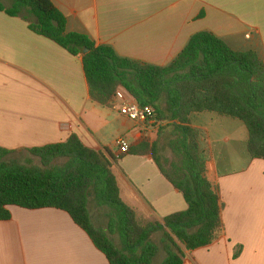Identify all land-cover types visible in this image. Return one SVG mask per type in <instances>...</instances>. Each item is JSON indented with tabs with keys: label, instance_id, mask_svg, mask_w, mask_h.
<instances>
[{
	"label": "crops",
	"instance_id": "crops-1",
	"mask_svg": "<svg viewBox=\"0 0 264 264\" xmlns=\"http://www.w3.org/2000/svg\"><path fill=\"white\" fill-rule=\"evenodd\" d=\"M51 1L65 16L67 32L86 35L126 59L167 67L192 36L208 31L264 61V0ZM0 4L10 7L11 1ZM133 100L120 88L114 106L94 102L81 58L0 11V146L25 165L23 160L37 159L28 150L76 135L109 157L123 202L163 224L188 203L152 156L135 150L158 142L165 153L177 123L130 121L119 110ZM191 125L200 133L208 178L225 204L224 231L210 246L186 252L184 264H264V161L247 153L240 120L193 114ZM119 139L129 144L128 153H120ZM9 209L12 218L0 222V264H110L68 213Z\"/></svg>",
	"mask_w": 264,
	"mask_h": 264
},
{
	"label": "trees",
	"instance_id": "trees-1",
	"mask_svg": "<svg viewBox=\"0 0 264 264\" xmlns=\"http://www.w3.org/2000/svg\"><path fill=\"white\" fill-rule=\"evenodd\" d=\"M10 1V7L0 4V11L24 19L32 32L82 59L94 102L114 106L123 88L139 105L151 106L157 119L177 123L166 143L177 159L169 167L158 142L144 143L135 152L152 156L188 209L166 217L163 224L147 220L121 199L109 157L72 135L64 143L28 150L40 166L12 160L14 152L0 146V222L12 218L11 206L64 211L110 264H154L159 246L153 236L158 232L165 235L167 254L161 264H184L186 252L210 246L224 231L225 204L208 178L191 116L211 113L242 121L248 131L247 153L264 161V61L259 54L234 50L205 31L192 36L171 65L154 66L67 32L66 18L51 0ZM92 202L106 210L108 231L94 224ZM112 236H118L121 247Z\"/></svg>",
	"mask_w": 264,
	"mask_h": 264
},
{
	"label": "rangeland",
	"instance_id": "rangeland-1",
	"mask_svg": "<svg viewBox=\"0 0 264 264\" xmlns=\"http://www.w3.org/2000/svg\"><path fill=\"white\" fill-rule=\"evenodd\" d=\"M245 127V126H244ZM245 129V133L248 136V132L246 127ZM161 148V146H160ZM162 149V148H161ZM163 156V160L165 161L164 163L166 164L167 167H169V162H172L174 160H177L174 158V156L172 155V153L170 151H166L165 153L162 152L161 153ZM23 163H25L26 165H30V166H40V161L39 159H30V161H28V163H26L25 160H23ZM90 210H91V214H92V218H93V222L94 224H96V226L107 230V218H106V210L105 209H100L98 208L94 202H92L90 204ZM112 239H114L115 243L118 245V247L122 246V242L121 240L118 238V236H112ZM153 240L155 241V243L158 244L159 246V252L154 260L155 264H160L164 258L167 256L166 251H165V235L163 234V232H158L154 235Z\"/></svg>",
	"mask_w": 264,
	"mask_h": 264
},
{
	"label": "built area",
	"instance_id": "built-area-1",
	"mask_svg": "<svg viewBox=\"0 0 264 264\" xmlns=\"http://www.w3.org/2000/svg\"><path fill=\"white\" fill-rule=\"evenodd\" d=\"M120 114L130 121L146 124L155 120L154 109L151 106H141L135 100L125 103L120 107ZM117 146L122 154L129 152V144L124 139L117 141Z\"/></svg>",
	"mask_w": 264,
	"mask_h": 264
}]
</instances>
